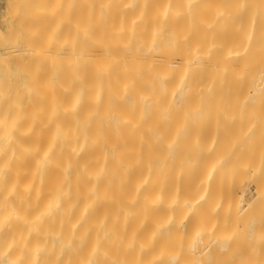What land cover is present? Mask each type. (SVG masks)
<instances>
[{"label": "bare ground", "instance_id": "bare-ground-1", "mask_svg": "<svg viewBox=\"0 0 264 264\" xmlns=\"http://www.w3.org/2000/svg\"><path fill=\"white\" fill-rule=\"evenodd\" d=\"M6 2L0 264L44 253L31 211L78 216L51 240L64 264H196L181 245L242 232L264 245V0ZM104 224L153 233L105 250L82 233Z\"/></svg>", "mask_w": 264, "mask_h": 264}, {"label": "rangeland", "instance_id": "rangeland-1", "mask_svg": "<svg viewBox=\"0 0 264 264\" xmlns=\"http://www.w3.org/2000/svg\"><path fill=\"white\" fill-rule=\"evenodd\" d=\"M5 2H6V0H0V13H1L0 14V17H1L0 18V28L1 29H4L6 27V25H5V24H7L6 22H10V12L7 9V2L6 3ZM4 11H6V13ZM2 14H3V16H2ZM65 215L66 214H63V213L57 212V211H55V212L50 211L49 213H39L37 211H31V212L27 213V216H25V219L32 221L31 223L35 227L37 226V223H38L37 227H39V225H40L43 228L42 229L43 232H41V235L47 234V235H45V237L44 236L43 237L49 243L48 244L46 242V240L43 238L45 240L46 245L43 242L44 245L42 244L43 247L41 246L43 249H41L42 251H40V252L41 253L44 252L45 254L43 253L41 256H38V258L35 257L37 260H35V262H33L32 264H34V263L35 264H64L65 259L69 258L68 255H63L64 252L62 251L63 250L62 247L60 248L57 246V245L60 246L59 242H57L59 244L56 243L57 245L55 248V243L53 244L51 241L52 238L55 240V237L57 239L56 241L61 240V238H58V237H63V233H66V231H67L65 229L68 228L69 226H72V225H70L69 221H72L73 219L75 220L76 218H78L77 215H76L77 217L75 215H72V216L71 215L65 216ZM105 217H108V216H105ZM105 217H102V218L107 220V218H105ZM108 218H111V217H108ZM63 220L64 221L67 220L68 223L67 222L64 223ZM40 223H42V224H40ZM63 224L65 227L63 226ZM23 225H25L24 227L28 226V224H23ZM104 225L105 226L102 225L99 230H98V228H94V229L88 228V230L84 229V230H82V233H85L86 235H88V239H90V241H93L94 238H101L104 241L103 244L105 245L106 243L110 244L112 242L111 240L114 239L113 241L117 240L119 243L122 241L121 246L126 241H129V240H134V239L136 240L137 239L136 241H138V242L144 241L145 238L147 237V235H151L153 233L151 231H144V230L141 231L140 229H137V230H139V231H137L135 228H133V229L132 228H124V227H121L119 225L115 226L116 224L113 226L112 225L109 226V228H107L106 224H104ZM34 226H32V227H34ZM14 231H15V201L12 199H0V237H1L0 243H3V241L7 238L9 239V238L13 237L12 233H14ZM34 232H35L34 233V240H36L34 242H37V236H39V233L36 234L37 231H34ZM90 233L92 234V236ZM166 233L167 232H165V234ZM162 235H164V233H162ZM244 235L245 234L243 232L237 234V236H240V239L232 241L230 243H227L223 246L217 242H212V243H207V244L199 242V243H197V245L192 246L191 248L186 247V244L181 245L184 248L180 249V251H181L183 256H187V257L191 258L196 264H242L241 262H244L246 259L248 261H245V262H249V263L251 262V264H254V263L255 264H264V245H261L258 242H255L253 240V238H251V237L244 238ZM46 237H48L49 239H47ZM75 237H76V235H75ZM112 237H113V239H112ZM13 238L15 239V234H14ZM139 238H140V240H139ZM48 240H50V241H48ZM94 240H97V239H94ZM146 240H147V238H146ZM114 243L115 242H113V246H114ZM109 244H106L105 248L103 247V249L106 250L107 247H109V249H110L112 244H110L111 246ZM52 245H54V247ZM51 247H53V248H51ZM116 248L112 247L111 250H109V251L107 250V251L110 253L112 252L111 254L113 256H118V254L120 255L121 252L119 253V251H120V250H118L119 248H117V249ZM178 248H172V246H170V245H168V246L162 245L160 250L162 249L161 251H162L163 257H166V256L170 255V252H172L174 249H178ZM47 250H49V251H47ZM80 250H83V249H80ZM163 257H161L160 260H162ZM102 260H104V258ZM106 260L107 259L104 260L103 264H105V263L106 264H112L113 263V262L109 263ZM37 261H39V262H37ZM161 262H164V261L162 260Z\"/></svg>", "mask_w": 264, "mask_h": 264}]
</instances>
